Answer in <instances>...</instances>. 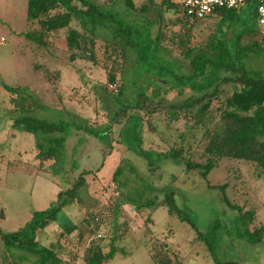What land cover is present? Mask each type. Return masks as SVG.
Masks as SVG:
<instances>
[{"label":"rangeland","instance_id":"374dc122","mask_svg":"<svg viewBox=\"0 0 264 264\" xmlns=\"http://www.w3.org/2000/svg\"><path fill=\"white\" fill-rule=\"evenodd\" d=\"M170 1L180 3L182 0ZM91 2L116 14L115 19L132 30L130 39L135 44L126 49L125 61L119 60L122 65L126 62L124 72L118 75L115 86H108L107 93L100 89L101 85L107 83L105 69L100 64L94 66L77 60L70 62L63 32L53 39L50 56L46 51L28 44L19 35L25 30L26 0H0V232L15 233L25 228L34 212L46 210L55 202L57 193L68 189L81 171H89L91 173L86 177L83 188L84 207H67L58 215L57 222L50 223L36 234L41 246L56 247L62 264H84V251L92 241L102 240L103 252H108L110 237L123 232L124 226L120 224H125L128 231L116 244L118 253L106 264H154L152 256L162 252H166V257L178 264H215L195 231L176 217L169 216L165 207L137 212L134 207L123 203L120 205L122 214L116 221L120 228L116 231L117 227L111 222L114 204L124 200L143 202L147 199L161 203L165 193L171 191L177 207L192 220L198 231L205 233L214 221L221 223L214 248V257L218 261L258 264L261 260L264 264V245L253 248L240 240L239 229L242 227L235 223L234 218L239 210L241 214L252 212L248 229L252 232L264 227L262 169L254 163L223 159L203 180L196 171L187 172L183 165L162 155L182 147L186 160L204 162L201 158L203 147L199 145L202 130L200 126L192 125V119L183 120V114L172 121L166 110L153 117L139 113L141 124L135 120L133 122V119L126 123L128 116L137 113L128 109L125 112L127 116H123L118 123L110 122L120 106L132 104L137 96H154L167 106L179 104L187 98L199 96V84L204 86L208 78L214 80L213 76H207L193 84V81L186 79L188 65L178 57L181 50L177 44L179 37L186 39L187 28L172 24L176 14L173 10H165L166 0H132L131 11L126 10L125 0ZM143 5L147 6L145 13L141 11ZM253 12L252 4L240 8L239 28L252 27V24L254 28ZM146 20L152 22L150 28ZM85 22L74 20L71 27L86 36L93 32L94 38H97L95 48L102 58V51L109 48L108 41L121 38L112 29ZM214 22L215 18L206 25L198 22L192 26L190 46L198 48V52L204 51L199 47H205L209 41L215 28ZM255 29L252 35L244 36L241 45L258 39ZM159 30L165 41L157 47L152 38ZM237 30V27H223L225 40L231 41ZM38 64H43L49 71H60V80H52V86L47 84L44 80L46 77L36 71ZM246 67L263 72L264 54L250 57ZM48 70L47 75L53 77ZM223 76L228 74L223 73ZM121 84L124 88L119 97L115 88ZM53 86H57V93H54ZM4 87L21 88V93L34 103V110L30 113L32 117L68 124L65 150L61 153L63 162L60 164L64 170H60L55 177L36 171L33 151L35 136L12 129L11 119L16 113L7 112L12 105ZM219 90L218 98L212 101V108L231 95L232 82H221ZM83 125L88 126L86 131L77 128ZM105 126L110 127V131L106 133L108 139L104 142L89 133ZM133 127L135 134L128 133L131 136L128 138L125 130ZM102 151L106 153L102 154ZM71 166H76L77 170L70 171ZM118 166L123 168V172L114 181L112 176ZM219 186H225L227 202L239 210L227 205L217 189ZM88 208L92 209L93 214L105 217L107 223L95 237L85 235L82 241H78L76 232L66 236L65 227L87 217ZM146 219L150 220L147 224ZM35 262L33 255L17 249L6 251L0 242V264Z\"/></svg>","mask_w":264,"mask_h":264},{"label":"trees","instance_id":"16d2710c","mask_svg":"<svg viewBox=\"0 0 264 264\" xmlns=\"http://www.w3.org/2000/svg\"><path fill=\"white\" fill-rule=\"evenodd\" d=\"M251 4L253 5V3L248 2L244 6H250ZM125 7L128 11L133 10L132 0H125ZM146 9L147 6L143 5L141 8L142 13H145ZM165 10H173L176 14V18L172 22L173 25L181 24L187 28L188 35L186 39L179 37V43L177 44L179 51L181 50L178 57L188 65L189 70L185 76L186 79L189 82L193 81V84L197 79L206 78L207 76H213L214 80L208 78L204 86L199 84L197 89L200 95L187 98L179 104L172 103L167 106L161 99H157L154 96H137L132 104L128 106L122 105L114 112L110 120L111 124H116L123 116H127L125 112L128 109L137 113L134 116H128L126 123L133 119V122L135 120L141 124L139 113H143L146 117H153L166 110L169 119H172V121L179 119V115L183 114V120L192 119V125L200 126L202 130V140L199 145L203 147V156L201 158L204 159V162L194 163L186 160L183 157L184 150L182 147L171 149L162 155L183 165L187 172L196 171L203 180L207 179L209 173L223 159L254 163L264 171V71H252V69L246 67L247 60L250 57L264 54V48L262 47L264 42L258 37L256 41L250 44L241 45L244 36H250L254 33L255 7L252 13L254 28H252L253 24L252 27H238V25L241 26V24H238L241 21L239 18L240 8L215 9L204 18H198L194 14L188 13L182 2L166 0ZM115 16L116 14L112 13L110 9L101 8V6H97L91 0H26L25 30L20 32L19 35L28 44L34 45L44 52L46 51L45 53H49L48 56H50V51H53L51 49L53 39L59 37V34L63 32V40L70 62L76 60L86 61L94 66L100 64L105 69L107 83L101 85L100 89L107 93L108 86H115L118 75L124 72L126 62L122 65L119 60L125 61L126 49L135 46L130 39L132 30L123 25L122 22L117 21ZM214 18L215 28L212 31V36L205 47H199L204 51L198 52V48L190 46L192 26L198 22L201 25H206V22ZM74 20L81 21L83 24L86 23V20L94 26L112 29L121 39L112 42L108 41L109 48H105L102 51L101 58L100 53L95 48L97 38H94V33L92 32L90 36H86L77 29L72 28L71 23ZM146 25L150 28L152 22L148 21ZM225 26L228 29L238 28L237 33L231 39L232 43L229 40H225L223 31ZM163 41H165V38L162 31L159 30L156 36L152 38V42L157 47H160ZM38 65L36 71L41 72L46 77L44 80L47 84L52 86V80H56V82L60 80V71H49L47 69L50 73H53V78L47 75V70L43 67V64ZM223 73H227L228 76H223ZM221 82H232L233 92L219 106L212 108V101L218 98ZM123 88L122 84L115 88L117 96L119 95L120 97L122 95ZM4 89L11 97L9 100L12 105L10 112L16 113L15 117L11 119L12 129L31 134L36 138L33 151L35 152L34 158L36 159L35 167L37 173L42 175L52 174L55 177L60 173V170H64L60 164L63 162L61 153L65 150V131L68 129V124L63 121L50 122L32 117L30 113L34 110V103L29 97L21 93V88L4 87ZM56 89L57 86H53L54 93H57ZM148 119L150 120V118ZM77 128L86 131L88 126L83 125ZM109 129L110 127L106 126L99 127L89 133H92L91 136L97 140L104 142L108 139L106 133L110 131ZM125 131L127 134L132 132L133 135L135 134L134 127ZM130 134L126 136L131 138ZM137 149L140 151V148ZM108 152L110 151L108 150ZM104 153L106 152L102 151V154ZM49 162L51 164L47 166L46 164ZM73 170H77L76 166L70 167V171ZM122 172L123 168L118 166L113 173L112 179L116 181ZM90 173L89 171H81L68 189L57 193L56 200L50 207L32 214V219L25 228L15 233L0 232V242L4 249L6 251L17 249L29 253L35 257V264H62L56 253V247L41 246L36 234L37 231L45 229L50 223L57 222L58 215L67 207L73 205L79 208L84 207L85 199L83 198V201L82 197L85 195V190L83 188L85 179ZM217 189L223 195L227 205L230 206L224 196L225 186H219ZM123 203L134 207L137 212L142 209L157 208L158 206L165 207L169 216L176 217L180 222L188 224L195 231L198 240L205 244L215 264H235L232 262L223 263L214 257L215 242L221 223L214 221L205 233L198 231L192 220L177 207L172 191L165 193L164 200L161 203H158L157 200L147 199L143 202L124 200L114 204V218L111 222L115 228L117 227L116 231L120 228L118 226L123 225V232L118 236L114 233L110 237V242L107 245L108 252L106 253L103 252L102 240L92 241V244L84 251V264H106L114 259L118 253L119 250L116 244L122 240L125 231L126 233L128 231L125 224H116L118 216L122 214L120 205H123ZM230 208L239 210L233 206H230ZM88 210L89 208L86 210L87 217L77 224L65 227L64 234L66 236L76 232L78 235L77 240L82 241L85 235L95 237L99 233L103 225L107 223V219L102 217L101 214H93L92 209ZM234 218L235 223L242 227L239 229V237L241 239L256 244H264V227L253 232L248 229V225L253 218L252 212L241 214L239 210ZM146 220L147 224L150 220ZM152 261L154 264H178L167 258L166 252L155 253L152 256Z\"/></svg>","mask_w":264,"mask_h":264},{"label":"built area","instance_id":"2783aa9c","mask_svg":"<svg viewBox=\"0 0 264 264\" xmlns=\"http://www.w3.org/2000/svg\"><path fill=\"white\" fill-rule=\"evenodd\" d=\"M183 7L198 18H204L215 9H239L251 2L255 7V26L258 37L264 42V0H182Z\"/></svg>","mask_w":264,"mask_h":264},{"label":"flooded vegetation","instance_id":"af4514ba","mask_svg":"<svg viewBox=\"0 0 264 264\" xmlns=\"http://www.w3.org/2000/svg\"><path fill=\"white\" fill-rule=\"evenodd\" d=\"M253 232V231H252ZM240 240H242V241H245V242H247L246 240H243V239H241L240 238ZM248 244H250L251 246H253V248H255L254 246H258V245H264L263 243H253V242H247ZM263 255V254H262ZM262 255H260V256H262ZM261 261V260H260ZM259 261V263L258 264H262L261 262ZM223 263H226V262H223ZM232 263H235V264H237L236 262H232Z\"/></svg>","mask_w":264,"mask_h":264},{"label":"crops","instance_id":"0c3cea01","mask_svg":"<svg viewBox=\"0 0 264 264\" xmlns=\"http://www.w3.org/2000/svg\"><path fill=\"white\" fill-rule=\"evenodd\" d=\"M8 112H10V110H8Z\"/></svg>","mask_w":264,"mask_h":264}]
</instances>
